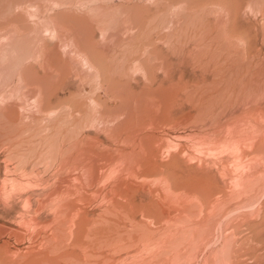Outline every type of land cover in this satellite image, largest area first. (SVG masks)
I'll return each mask as SVG.
<instances>
[{"label":"rangeland","instance_id":"rangeland-1","mask_svg":"<svg viewBox=\"0 0 264 264\" xmlns=\"http://www.w3.org/2000/svg\"><path fill=\"white\" fill-rule=\"evenodd\" d=\"M0 264H264V0H0Z\"/></svg>","mask_w":264,"mask_h":264}]
</instances>
